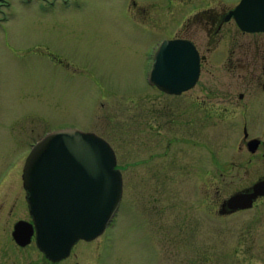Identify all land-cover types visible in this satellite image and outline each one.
I'll list each match as a JSON object with an SVG mask.
<instances>
[{"label": "rangeland", "instance_id": "374dc122", "mask_svg": "<svg viewBox=\"0 0 264 264\" xmlns=\"http://www.w3.org/2000/svg\"><path fill=\"white\" fill-rule=\"evenodd\" d=\"M135 1L142 5L141 20L133 18L131 0H51L40 7L11 0L1 8L0 264L15 251L13 222L29 218L21 172L31 144L69 127L107 139L122 171L118 209L100 236L108 254L103 264H264V201L222 217L207 214L216 215L224 198L264 170L262 160L248 162L239 183L227 184L229 172L221 178L223 152L237 149L242 126L264 140L252 110L244 111L245 124L218 116L227 113L221 102L239 100L240 91L250 94L238 70L226 69L212 53L185 94L171 96L148 81L156 43L174 34L187 14L219 12L238 0ZM191 37L203 51L204 32ZM204 100L212 105L207 122L198 116L205 110L196 107L189 126L178 113L174 127L167 117L160 132L145 128V109L157 102L185 111ZM169 139V152L160 156ZM233 155L246 165V151ZM204 197L211 199L209 211ZM151 229L158 236H150ZM180 229L182 236H175ZM141 235L149 238L147 251Z\"/></svg>", "mask_w": 264, "mask_h": 264}, {"label": "water", "instance_id": "95a60500", "mask_svg": "<svg viewBox=\"0 0 264 264\" xmlns=\"http://www.w3.org/2000/svg\"><path fill=\"white\" fill-rule=\"evenodd\" d=\"M246 31L264 30V0H240L226 14ZM200 55L185 38L163 39L154 52L148 80L168 93L192 87L199 76ZM259 139L248 140L255 150ZM22 185L32 220L17 219L11 231L16 243L26 245L35 235L37 246L49 257L67 255L79 239L100 235L122 197L123 181L110 143L77 127L51 130L32 146L22 168ZM264 195V179L250 191L226 200L230 209L250 207Z\"/></svg>", "mask_w": 264, "mask_h": 264}, {"label": "flooded vegetation", "instance_id": "af4514ba", "mask_svg": "<svg viewBox=\"0 0 264 264\" xmlns=\"http://www.w3.org/2000/svg\"><path fill=\"white\" fill-rule=\"evenodd\" d=\"M11 0H0V10L4 6H8ZM20 2L22 5L27 7H35V6H45L46 1L51 0H40L43 2L41 5L36 2V0H16ZM131 4L129 10L133 15V18L141 20V12H142V5H140L137 1L131 0ZM239 1V0H238ZM237 1V2H238ZM229 4L223 7L222 11L217 12L215 9L212 8H205L200 9L197 11H193L186 15L185 19L183 20L180 28L171 36L167 38H185L192 41L197 50L200 54V73L202 71L204 63L207 61L209 54H214V57L222 62L225 65L226 69L231 70H238L239 76L243 78L242 83L243 89L249 91V96L243 95L244 91L238 92L237 101L228 100L226 102H221L220 105H223L221 108L224 109L227 113L218 115L221 119L224 120H231L234 121L237 125L240 119L244 118V111L245 110H252L253 117V124L262 125L263 132H264V30L261 31H246L243 30L235 21L233 16L226 18V14L230 9H232L236 4ZM19 3V4H20ZM36 3V4H35ZM226 8V9H225ZM198 14V16H196ZM140 16V18H138ZM190 21L194 22V26L191 28ZM1 22V20H0ZM198 31H203L205 35V40H203L205 46L204 50L201 51L197 42L194 41L192 34ZM234 31V32H233ZM228 36V37H226ZM229 40L227 43L222 42L223 40ZM200 76V74H199ZM199 78V77H198ZM196 84V83H195ZM193 85L191 88L184 90L178 94H170L167 93L159 88L163 93L169 94L171 96H180L185 94V92L195 88L196 85ZM210 86V85H209ZM204 85L202 88L209 87ZM210 91V89H209ZM232 96V95H231ZM191 97L188 95V98ZM230 96H228L229 98ZM196 106H192L190 104L189 108L185 111L178 110V104L172 103L167 104L164 102H157L156 107L152 108V110L148 111L145 109V128L147 130L155 129L157 132H160V127L164 120L169 117L168 123H170L173 127L176 126V121L178 119L177 114L180 113L184 116L187 125L189 126L193 119L196 118L195 116V108L197 107L198 110H205L203 113H199V117L201 118V122H207L208 119L211 118V112L208 107L212 105L208 104L210 102L203 101L204 105L200 102H193ZM209 106H205V104ZM230 105V106H229ZM210 111V112H206ZM217 114V113H215ZM195 116V117H194ZM202 116V117H201ZM198 117V118H199ZM251 119L249 118L248 121ZM247 119H243L245 121ZM261 135V134H259ZM255 133L249 132L246 126H242V132L238 140V147L237 149H226L224 151V161H225V171L222 170L221 178L226 175V172L230 174V183L231 184L233 179L235 183H239L243 177H241V170L247 167L248 162H260L261 160L264 162V140L260 139L259 136ZM251 138L259 139L258 146L255 150H252L248 147V140ZM173 140L169 139L165 145V151H163L160 156H165L170 148L171 143ZM244 145L246 146V150L242 149L241 147ZM246 151L247 160L246 165L243 159H238L233 154L239 152L240 154ZM227 152V153H226ZM158 155V154H157ZM227 155V156H225ZM229 156V158H228ZM154 154H150L149 158L152 159ZM227 157V158H226ZM229 169V170H227ZM248 169H246L247 171ZM254 178L246 183L239 185L237 189H235L231 194H229L224 200L220 202L218 206L217 214L215 213H207L209 216H218L222 217L224 214H230L237 210H245L248 208H252L258 202L264 201V195H259L253 200V203L250 207L247 208H239V209H230L226 205V200L232 194L239 192V191H250L251 186L258 180L264 179V170L259 173L254 174ZM240 178V179H239ZM226 183V182H225ZM226 185V184H225ZM204 205L206 206L207 211H209L211 207V199L204 197ZM157 220H162V213L157 215ZM185 218V217H184ZM30 219V217L28 218ZM149 231V230H148ZM150 236H158L157 230H150ZM183 229L177 231L175 236H182ZM146 233V232H145ZM148 234V233H146ZM101 235L90 239H79L76 243H74L70 251L67 255L60 257V258H51L47 256L35 243L34 235L31 238L32 244L28 243L26 245H19L17 244L14 239L13 241L16 243L12 248L15 251L10 252L6 256V260L2 262L3 264H103L104 258L106 259L108 254L106 250V243L101 239ZM141 248L147 251L149 247V238L145 235H141ZM157 239L153 238V242H156ZM155 246V245H154ZM156 249V247H155ZM154 252V251H153Z\"/></svg>", "mask_w": 264, "mask_h": 264}]
</instances>
